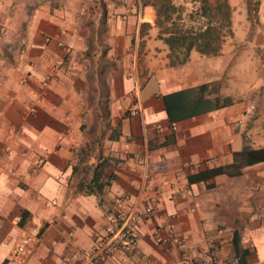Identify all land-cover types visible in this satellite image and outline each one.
<instances>
[{
    "label": "crops",
    "instance_id": "crops-1",
    "mask_svg": "<svg viewBox=\"0 0 264 264\" xmlns=\"http://www.w3.org/2000/svg\"><path fill=\"white\" fill-rule=\"evenodd\" d=\"M70 13L69 0H0V264H66L70 230L88 248L105 235L121 195L142 207L152 191L142 188L138 152L164 188L139 220L136 246L101 264H238L235 231L249 250L244 264H264V161L189 179L231 162L233 151L264 148V51L191 50L176 65L148 54L142 76L128 49L135 26H77ZM153 44L167 47L153 38L146 47ZM205 82L207 97L230 103L174 120L172 129L161 95ZM103 158L102 180L112 177L100 193L88 191ZM165 219L188 235V262L155 242ZM34 226L39 237L19 258L16 243Z\"/></svg>",
    "mask_w": 264,
    "mask_h": 264
},
{
    "label": "trees",
    "instance_id": "trees-1",
    "mask_svg": "<svg viewBox=\"0 0 264 264\" xmlns=\"http://www.w3.org/2000/svg\"><path fill=\"white\" fill-rule=\"evenodd\" d=\"M147 5L154 8L155 24L159 27L158 37L168 46L170 65L186 62L191 50L210 55L220 53L226 37L233 33L230 0H191L190 8L183 3H177L176 0H142V6ZM143 24L149 25V22ZM208 85L205 82L162 94L169 120H178L230 103L231 99L228 97L220 99L216 96L214 100L207 97ZM259 161H264L262 147L236 150L233 151L231 162L197 170L189 176V179L201 181L219 173L236 175L244 166ZM108 163L107 158L97 162L87 184L88 191L100 193L108 183V178L112 175H109L107 180H102L104 168ZM232 242L238 264H244L249 250L242 246L238 231L234 232Z\"/></svg>",
    "mask_w": 264,
    "mask_h": 264
},
{
    "label": "rangeland",
    "instance_id": "rangeland-1",
    "mask_svg": "<svg viewBox=\"0 0 264 264\" xmlns=\"http://www.w3.org/2000/svg\"><path fill=\"white\" fill-rule=\"evenodd\" d=\"M176 2L185 4L187 8L191 6V0ZM69 3L72 21L77 26H135L128 49L135 55V67L140 75L148 73V54L159 64L165 55L168 57V46L158 37L154 8L151 5L142 6V0H69ZM230 4L233 33L226 37L218 54H224L223 48L236 54L244 47L253 55L259 49L264 51V45L261 46L264 42V0H230ZM143 22H149V25ZM151 38L162 40L167 47L154 44L146 47L147 40ZM166 48L167 52L164 51ZM200 55L203 56L202 53Z\"/></svg>",
    "mask_w": 264,
    "mask_h": 264
},
{
    "label": "built area",
    "instance_id": "built-area-1",
    "mask_svg": "<svg viewBox=\"0 0 264 264\" xmlns=\"http://www.w3.org/2000/svg\"><path fill=\"white\" fill-rule=\"evenodd\" d=\"M253 109L254 104L250 103L242 114L240 121L244 122ZM157 126L159 127L160 124ZM171 128H176V123L173 121L171 122ZM138 155L143 167L142 188L146 191H152V194L145 198L142 207L130 205L127 195H121L117 199L114 211L108 218L105 235L96 237L91 247H82L75 237L74 230H70L66 236V243L72 248L73 252L65 257L66 264H101L106 257L115 253L120 247L131 249L136 246L139 220L152 215L155 202L164 188L162 183L154 182V176L149 171L148 155L142 152H138ZM21 218L22 215H18L16 220L20 221ZM157 232L159 235L155 242L158 245H173L179 249L183 261L188 262L191 259V243L188 235L178 231L174 222L165 219L158 225ZM39 234L40 229L34 226L18 239L15 252L19 258L30 253ZM214 254L215 252L212 251V255ZM143 261L148 263L146 258Z\"/></svg>",
    "mask_w": 264,
    "mask_h": 264
}]
</instances>
